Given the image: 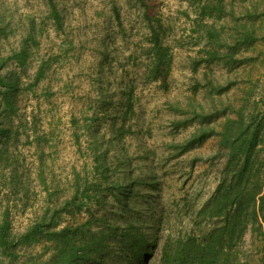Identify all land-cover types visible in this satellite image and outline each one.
Returning a JSON list of instances; mask_svg holds the SVG:
<instances>
[{
    "label": "trees",
    "instance_id": "16d2710c",
    "mask_svg": "<svg viewBox=\"0 0 264 264\" xmlns=\"http://www.w3.org/2000/svg\"><path fill=\"white\" fill-rule=\"evenodd\" d=\"M184 1L188 6L182 12L188 17L190 8L192 28L196 26L193 30L204 42V56L195 59L194 65L222 60L223 53L218 47L226 40L215 22L227 12L233 15V9L227 10L225 0ZM133 2L142 6L146 27L145 41L136 57L140 61L137 69L131 71L135 79H130L129 71L123 70L118 77L119 87L113 92L105 93L97 86L99 97L88 105L89 113L83 114L81 110L79 116L70 115L69 136L81 164L71 163L61 175H56L46 163L50 159L46 150L55 144V121L41 126L39 109L27 110L25 103L30 95H37L38 85L52 64L49 56L41 57L35 61L32 73L28 72L34 56L33 46L37 43L36 24L31 16L28 15L18 45H10L0 52V197L28 198L33 192L30 173L24 165L25 156L18 147L21 140L33 148L32 176L43 197L40 211H34L19 232L12 231L7 208L0 210V264H15L17 252L36 245L40 246V251L30 254L24 263L243 264L241 244L246 229L264 237V112L259 109L260 100L247 89L237 99H223L222 94L228 92L231 81L214 82L207 72L201 74L194 90L199 86L203 91L214 93L211 101L218 98L222 109H218L221 119L217 123L204 121V106L195 97L188 100L187 109L178 102L169 104L177 112L174 127L181 121L182 126L198 121L185 139L184 148L214 137L216 152H222L224 157L212 194L192 212V228L184 235L166 237L158 256L149 263L150 240L156 230L152 232L149 226L137 221L111 222L108 218L110 213L118 212L125 219L126 212L133 211L132 203L139 194L137 186L143 182L142 178L131 176V170L126 169L129 159L125 153L117 151L122 136L131 132L136 84L157 82L166 88L172 62L166 42L170 26L158 15L148 13L147 0ZM45 5L46 20L61 29L56 3L45 0ZM254 10V5L245 7L247 23L238 27V45L255 39L249 22ZM116 17L118 19L117 12ZM3 18L0 13V39L13 32V27L6 29L8 24H3ZM107 58L105 48L95 65L98 76L103 74L106 79L109 76L105 69ZM224 62L230 63L229 59ZM40 93L48 102L51 95L48 87L41 86ZM103 122L107 123L108 131L99 129ZM93 206L104 212L100 216L77 217L82 211L91 213ZM202 220L205 221L202 228L194 225ZM154 224L156 229L158 221Z\"/></svg>",
    "mask_w": 264,
    "mask_h": 264
},
{
    "label": "rangeland",
    "instance_id": "374dc122",
    "mask_svg": "<svg viewBox=\"0 0 264 264\" xmlns=\"http://www.w3.org/2000/svg\"><path fill=\"white\" fill-rule=\"evenodd\" d=\"M53 1L61 16V29L54 28L46 20L45 0H0L3 24H8L6 29L13 27V32L0 39V52L6 51L10 45H18L28 15L31 16L36 24L37 43L33 46L34 56L30 60L28 72L32 73L35 61L41 57L49 56L52 64L38 85L37 95H30L25 103L27 110L30 107L39 109L42 114L41 126L55 121V144L46 150L50 153L46 163L56 175H61V171L68 170L71 163L77 166L81 164V157L69 136L70 115L79 116L81 110L83 114L89 113L88 105L99 97L97 86L100 85L105 93L113 92V89L119 87L118 77L123 70L129 71L130 79H135L132 72L137 69L136 64L140 61L136 57L144 44L146 27L142 6L133 0ZM225 1L227 10L232 8L234 13L230 15L227 12L215 22L226 40L218 47L223 53L222 60L208 65L204 62L194 65L195 59L204 56V42L193 30L196 26L192 28L189 17L193 15L190 8V16L182 12L188 6L186 2L147 0L148 13L158 15L170 26L166 42L172 56L171 68L166 88L157 82L143 84L136 81L131 132L122 136L117 151L125 153L129 159L126 169L131 170V176L142 178L143 182L137 186L139 194L132 203L135 207L133 211H127L125 219L118 212L110 213L108 218L111 222L137 221L149 226L152 232L156 230L155 237L150 240L149 263L158 256L159 247L166 237L184 235L192 228V212L212 194L224 162L222 152H216L214 137L184 148L185 139L198 121L194 120L185 126H182L181 121L174 127L173 118L177 112L169 104L178 102L187 109L189 107L186 103L195 97L204 106V121L217 123L221 119L218 109H222L218 98L211 101L210 97H214V93L203 91L199 86L194 90L201 74L207 72L214 82L223 84L231 81L228 92L222 94L223 99H237L247 89L260 100L259 109L264 112V0ZM247 5H254L255 9L249 21L255 39L251 43L238 45V27L247 23L244 12ZM43 18L44 22H39ZM105 48L108 53L105 66L108 79L103 74L98 76L95 71L100 52ZM226 59L230 63H225ZM127 60L132 63H127ZM43 85L51 91L48 102L40 93ZM99 129L108 131L107 123L103 122ZM18 147L25 156L24 165L30 173L33 192L28 198L0 197V210L7 208L13 232L22 231L33 212L40 211L43 199L40 187L32 176L35 168L33 148L30 144H23L22 140ZM103 212V209L93 206L91 213L82 211L77 217L100 216ZM156 221L158 225L155 229ZM204 223L202 220L194 225L202 228ZM39 249L40 246L36 245L25 252H17L14 263L23 264L30 254L38 253ZM241 259L243 264H264V237L252 234L249 228L243 236Z\"/></svg>",
    "mask_w": 264,
    "mask_h": 264
}]
</instances>
